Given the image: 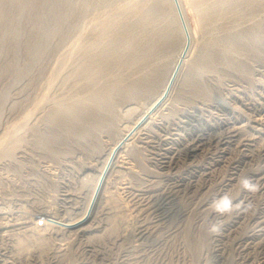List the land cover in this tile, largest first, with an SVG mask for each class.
<instances>
[{
	"label": "rangeland",
	"instance_id": "374dc122",
	"mask_svg": "<svg viewBox=\"0 0 264 264\" xmlns=\"http://www.w3.org/2000/svg\"><path fill=\"white\" fill-rule=\"evenodd\" d=\"M87 1L0 0V264H264V0L199 13L184 0L197 33L165 105L122 146L90 217L53 221L83 211L113 142L161 90L180 48L113 60L99 75L75 71L139 18L128 0ZM114 12L119 26L93 43ZM155 66L166 78L133 97L115 92L102 125L48 120L58 101L122 77L128 85Z\"/></svg>",
	"mask_w": 264,
	"mask_h": 264
},
{
	"label": "bare ground",
	"instance_id": "6f19581e",
	"mask_svg": "<svg viewBox=\"0 0 264 264\" xmlns=\"http://www.w3.org/2000/svg\"><path fill=\"white\" fill-rule=\"evenodd\" d=\"M151 1L152 0H150V2ZM187 1L194 3L193 7L195 8L197 13L202 12L205 9L210 10L212 7H215V6H221V4L226 2V0H217L216 2H209L208 0H187ZM84 2H85L84 4H86V5L89 3L87 0H84ZM148 2H147V0H128L127 3L125 4V6L128 7L130 9V11L137 12L139 15V18H137V20L127 22V24H129V25L127 27L123 28L120 31L119 35H117V36H120V34H121L122 36H120V37H126V38L122 39V40H117L118 37L116 36V38H115V36H114L115 39L114 40L109 39L108 42L105 44V46L102 49H100L99 51H96V52L90 51V53H88L89 52L88 51L87 56L82 59V61L79 63L80 65L79 64L77 65V67H76L77 69L75 68V71L85 72L89 75L103 74L107 70V68L110 67L113 60L119 59V61H126L127 62L130 58H134L135 59L134 61H143L144 62V61L148 60L149 58H152L153 56L157 57L159 55H163L168 44L169 45H175V44H179V42H180L179 51L176 55L175 62L170 69L168 77L167 78L165 77V70H164V68H162V66L161 67L155 66V69L153 71L151 70L152 72L149 71L151 73H149L148 75H145V76H141L140 78L134 80V82L131 81L132 83H130V84L128 82V85H122V84H124L123 80H122L123 77L118 78L116 81H114V82L112 81L113 83L110 84L108 87H105L106 89L105 88L104 89L99 88L97 90L92 91L89 94H86V95L84 94V95H82L83 97H79V99L74 101L73 103L69 99L71 104L69 102H66V101L62 102V100H61V102L60 101L57 102L58 103L57 105H56V103L54 104L57 107L56 106L54 107V105H52V107H51V108H53V107L54 108H53L52 115H50L48 117V120L51 117L52 120L55 122L66 121L69 124L70 128H77V127L82 126L84 131L88 132L91 129V128L88 129V126L90 127V124L95 125V126L97 125L96 127H98L99 124H101L103 122V118H104V114H105L104 112L108 111L111 113L112 111L116 110L115 105L117 103L115 102L116 104H114L111 101V100L115 101V99L112 97L115 92L117 94H120L119 95L120 98L124 97L125 95L126 96L131 95L133 97V95L142 93V91H144V90H149V88L152 89L153 85L155 86L158 82H160V80L162 81V79L164 77L166 78L161 90L157 93L155 98H153L152 101L147 104V106L143 110L142 114L132 124L128 123L127 126L125 127V131L119 136V138L115 142H113V145L109 149V151H108V153H107V155H106V157H105V159H104V161H103V163L99 169V172L97 173L96 177L94 178L92 188H91V192H90L89 197L87 199L85 208L80 213V215L75 216V217H71L69 219H63V218L55 219V218H53V221L58 222L60 226L64 227V224L65 225L74 224V222L82 220L83 218H85L89 213L92 214L91 212L93 210L90 211V206H91L92 201L95 199V194L97 192L99 182L101 180V177L103 175L105 168L107 167V165L110 162L111 156L114 154L112 156V159H111V162L109 165V169L105 175V179H104V182L102 184L99 195L97 196V200H98L99 196L101 195L102 190L104 188L107 174H108L110 168L114 166V164L117 160V156L120 152V149L122 148L123 145L125 146L126 144L129 143L128 142V141H130L129 138L133 134L137 133L140 125H142V123L144 121H146L149 117H152V115L155 112H157V110L159 111L158 108H160L167 101V99L169 98V95L171 94V92L173 91V89L175 87V84H176V82H177V80L181 74V71L183 70V67L190 60L192 47H193V44L195 42V37H196V33H197V28L196 27L194 28L191 21H190L184 0H163L161 3H156L153 5L152 4L148 5L149 4ZM179 8H180L181 12L179 11ZM167 10H170V11L172 10V16H173L169 20L168 23L164 24L163 26H160L159 29H152L150 27H146L149 24L159 22L160 19H162L163 16H165V13ZM209 10L206 11L207 15H211V11H209ZM65 12H66V10H65ZM67 13H69V12L67 11ZM120 20H121V18H120L118 13L117 14H116V12L111 13L108 20H106L104 23L103 31L101 32V34L98 37L95 38L93 43L95 42V44H96V43H98L97 42L98 40H102V39L109 37L111 35V33L109 32V28L111 26H115V25L119 26L118 22ZM123 24H126V22ZM140 24H143L142 26H144V28L142 30H140V32H137V33H134L133 31L130 32V30H133L135 28V26L140 25ZM79 38H80V36H79ZM79 38L77 39L78 42L76 41L77 43L75 45V49H76L75 51H77V50L79 51L83 47V44H81V42L79 41ZM242 39H243V37L239 38L237 43H240V41ZM93 43H92V45H95ZM73 50H74V48L72 49V51ZM204 53H206V52H204ZM208 54H210V56H211V53H208ZM208 54H206V55H208ZM126 55H130V56L128 58H126ZM210 56H208V57L205 56V57H207L209 59ZM205 57H204V59H205ZM210 60H211V58H210ZM160 64H162V63H160ZM130 65H133V63H131ZM177 67H178V69H177ZM176 69H177V73H176V75H174V72L176 71ZM55 73H56V71L54 72V74ZM186 73H189V72H186ZM185 75L188 76L189 74H185ZM190 77H188L189 78L188 82H190V80L192 79ZM184 82L186 84V81H184ZM189 87H190V85H189ZM199 88H200V86H199ZM47 94H48V92H47ZM47 94L45 93L42 96L41 100L39 99L40 101L37 100L39 105L43 104V103L42 104H40V103H41V101H43L45 99ZM111 98H113V99H111ZM75 99H77V98H74L73 100H75ZM38 103H35V105L36 104L38 105ZM135 107H131V108H135ZM131 108H129V110H131ZM31 112H33V110L28 111V113L26 114L27 117H28V115L31 114ZM49 114H51V112ZM107 119L109 121L110 118H107ZM261 120H263V119H261ZM107 123H105V124H107ZM111 124L112 123H110V125ZM108 126L109 125L107 124V127ZM8 133L9 132H7L6 135H8ZM6 138H7V136H6ZM6 138H5V134H4V138H1L2 140H0V145L2 144L3 140ZM18 139H14L12 141L15 144V145H12L13 148H14V146L18 145V144L16 145V143H18ZM13 143H11V144H13ZM97 200H96V203H97ZM47 218H46V220H47Z\"/></svg>",
	"mask_w": 264,
	"mask_h": 264
},
{
	"label": "water",
	"instance_id": "95a60500",
	"mask_svg": "<svg viewBox=\"0 0 264 264\" xmlns=\"http://www.w3.org/2000/svg\"><path fill=\"white\" fill-rule=\"evenodd\" d=\"M179 11H180V8H179ZM180 12H181V11H180ZM177 69H178V67H177ZM177 69H176V71L174 72V75H176V73H177ZM113 155H114V154H113ZM113 155H112V156H113ZM112 156H111V159H112ZM111 159H110V162H111ZM110 162H109V164L107 165V167L105 168V170H104V172H103V175H102V177H101V180H100L99 185H98V188H97V192H96V194H95V199H94V200L92 201V203H91L90 211L93 210V208H94V206H95V203H96V200H97V196L99 195V192H100V190H101L102 184H103L104 179H105V175H106V173H107V171H108V169H109ZM89 217H90V213H89L85 218H83L82 220H80V221H78V222H76V223H74V224H69V226H74V225H76V224H79V223H81V222H84V221H86Z\"/></svg>",
	"mask_w": 264,
	"mask_h": 264
}]
</instances>
